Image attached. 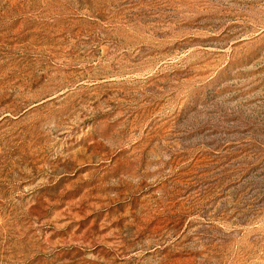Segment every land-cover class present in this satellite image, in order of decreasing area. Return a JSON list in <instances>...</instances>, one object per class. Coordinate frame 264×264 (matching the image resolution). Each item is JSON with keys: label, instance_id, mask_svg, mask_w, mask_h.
Masks as SVG:
<instances>
[{"label": "rangeland", "instance_id": "obj_1", "mask_svg": "<svg viewBox=\"0 0 264 264\" xmlns=\"http://www.w3.org/2000/svg\"><path fill=\"white\" fill-rule=\"evenodd\" d=\"M0 264H264V0H0Z\"/></svg>", "mask_w": 264, "mask_h": 264}]
</instances>
